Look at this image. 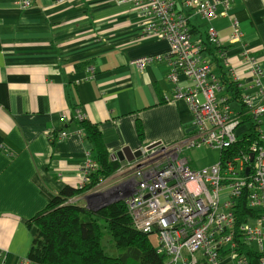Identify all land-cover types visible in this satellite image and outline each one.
Here are the masks:
<instances>
[{
    "label": "crops",
    "instance_id": "obj_1",
    "mask_svg": "<svg viewBox=\"0 0 264 264\" xmlns=\"http://www.w3.org/2000/svg\"><path fill=\"white\" fill-rule=\"evenodd\" d=\"M176 10L214 75L208 27L242 94L256 91L248 57L259 62L264 83V0H232L227 15L210 22L184 0ZM139 18L116 0H0V252L10 261L27 256L35 229L25 222L64 186L80 184L92 146L75 120L97 124L110 157L125 146L173 143L190 127L186 103L174 98L187 81L169 78V44L141 36ZM234 20L242 37L229 43ZM143 57L151 60L138 66ZM61 129L69 136L54 141Z\"/></svg>",
    "mask_w": 264,
    "mask_h": 264
},
{
    "label": "built area",
    "instance_id": "obj_2",
    "mask_svg": "<svg viewBox=\"0 0 264 264\" xmlns=\"http://www.w3.org/2000/svg\"><path fill=\"white\" fill-rule=\"evenodd\" d=\"M231 1L184 3L210 22L227 15ZM116 2L137 9L141 36L169 44L174 59L169 78L176 81L182 74L187 81L176 89L174 98L184 101L191 113V125L180 140L152 142L140 147L139 157L120 161L114 176L116 195L126 204L133 227L156 236L155 251L164 264H264V83L259 62L247 58L256 91L229 103L212 72L211 59L201 55V41L191 38L186 17L177 12L176 0ZM241 37L234 20L228 42ZM206 38L219 44L213 27L207 28ZM150 60L143 57L135 63L143 66ZM247 116L254 123L255 137H248ZM68 136L61 129L55 139ZM243 138L247 144L239 142ZM202 146L216 150L217 161L192 168V160L181 153ZM111 159L118 161L114 154ZM95 168L91 158L84 162L79 185ZM241 204L249 213L236 225ZM0 264L35 263L26 256L10 261L0 252Z\"/></svg>",
    "mask_w": 264,
    "mask_h": 264
},
{
    "label": "trees",
    "instance_id": "obj_3",
    "mask_svg": "<svg viewBox=\"0 0 264 264\" xmlns=\"http://www.w3.org/2000/svg\"><path fill=\"white\" fill-rule=\"evenodd\" d=\"M206 45L217 68L215 76L228 96L227 102L238 100L242 95L238 82L224 71L216 54L218 48L211 47L208 41ZM245 119L250 131L248 137H255L253 121L248 116ZM75 121L78 132L92 146L90 156L96 168L88 173L82 185L64 186L45 208L25 222L27 228L35 229L26 257L35 264H164L149 235L133 227L123 201L93 211L82 205L81 199L74 200L111 177L120 166V162L111 159L97 124L83 119ZM137 132L141 137L140 123H137ZM56 134L52 137L54 141ZM239 142L248 143L244 138ZM248 213L249 208L241 204L236 225ZM107 233L114 242L116 254H108L104 247Z\"/></svg>",
    "mask_w": 264,
    "mask_h": 264
},
{
    "label": "rangeland",
    "instance_id": "obj_4",
    "mask_svg": "<svg viewBox=\"0 0 264 264\" xmlns=\"http://www.w3.org/2000/svg\"><path fill=\"white\" fill-rule=\"evenodd\" d=\"M223 97H225V99L228 98L225 90L223 93ZM262 130L264 132V125L262 127ZM181 156L188 157L189 159H191L192 160L191 164H193L191 167L199 169V168L207 167V166L214 164L217 161L218 153L216 150L202 146L201 148H193L190 150L186 149L181 153ZM115 173L111 177L101 182L99 185L85 192L83 195L76 197V199H81L82 205H84L89 210H94L97 207L101 206L102 204H106V203L110 204L112 202H116L119 200L123 201L118 195H116V188H115L116 178L114 177ZM94 193H98L99 196H96L94 198H89L88 200L85 199L86 196L90 194H94ZM149 239L151 243L154 246H156V242H157L156 236L149 235ZM103 244L108 254L117 253L116 250L114 249V242L112 241L108 233L105 234Z\"/></svg>",
    "mask_w": 264,
    "mask_h": 264
},
{
    "label": "water",
    "instance_id": "obj_5",
    "mask_svg": "<svg viewBox=\"0 0 264 264\" xmlns=\"http://www.w3.org/2000/svg\"><path fill=\"white\" fill-rule=\"evenodd\" d=\"M157 144H159V142H157ZM114 155L118 161H123V160L131 161L134 158H137L141 155V149L140 148L131 149V148L125 146V147H122L119 151L115 152ZM96 196H99V194L98 193L90 194V195L86 196L85 199L88 200L89 198H94ZM107 204H109V203L102 204L101 206L97 207L93 211H96L102 207H105Z\"/></svg>",
    "mask_w": 264,
    "mask_h": 264
}]
</instances>
